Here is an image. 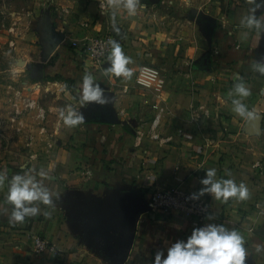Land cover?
<instances>
[{"label":"crops","instance_id":"0c3cea01","mask_svg":"<svg viewBox=\"0 0 264 264\" xmlns=\"http://www.w3.org/2000/svg\"><path fill=\"white\" fill-rule=\"evenodd\" d=\"M50 1L52 12L58 16L49 21L62 40L46 63L34 61V66L44 68L37 77L40 88L51 93L58 87L66 97L70 91L75 96L76 90L82 89L83 77L89 74L103 93L113 95L117 123L102 122L96 111L78 127L64 124L65 130L58 131L66 137L72 129L76 144L58 151L52 148L48 158L54 160L50 164L35 150L34 142L6 141V131L0 128V172L9 179L31 172L53 197V205L39 204L42 211L37 216L10 223L7 182L0 185V264H111L83 238L71 218L74 198L97 199L120 192L140 196L148 204L156 191L180 187L191 194L198 192L210 168L216 169L218 179H233L249 190V198L243 201L229 198L223 202L208 194L202 196L200 200L209 205L208 213L214 217L211 222L243 236L248 253L245 264H264V253L255 252L256 245L264 244V75L252 67L254 61L264 59V34L240 23L249 14V0H138L135 15L114 5L104 12L96 0ZM262 12L264 8L256 15ZM183 13L189 15L178 16ZM170 18L178 23L171 31ZM107 35L113 36L130 58L126 67L131 75L126 79L118 81L114 73L107 72L109 60L97 68L82 60L78 49H69L73 43L82 45ZM41 50L43 57L44 48ZM142 65H157L166 81L165 111L156 133L163 140L183 135L179 144L151 138L154 110L150 121L131 116L126 108L118 110L119 99L114 100L118 92L139 103L147 97L152 106L151 97L135 82ZM56 75L73 81L71 89H66L64 81H47V76ZM240 81L251 91L243 103L254 113L253 119L232 111L228 93ZM140 135L143 137L137 144ZM33 146L34 154L21 150ZM41 171L46 175H38ZM83 175L87 176L86 184ZM64 185L68 187L63 189ZM45 211L50 215L45 216ZM208 222L206 216L199 221L183 214L145 215L127 264H153L157 251L166 255L171 243L186 239L193 228ZM36 237L47 240L64 259L50 253L36 254Z\"/></svg>","mask_w":264,"mask_h":264},{"label":"clouds","instance_id":"9594fccd","mask_svg":"<svg viewBox=\"0 0 264 264\" xmlns=\"http://www.w3.org/2000/svg\"><path fill=\"white\" fill-rule=\"evenodd\" d=\"M249 4L251 5L249 14L242 17L240 23L249 30L264 34V12L256 15L258 10L264 8V0H249ZM137 5L138 0H116L114 7L123 8L129 15H135ZM112 15L114 18L116 13L113 12ZM113 26L118 32L119 29L115 28V21ZM110 43L111 52L108 57L110 67L107 72L114 73L116 76L129 77L131 72L126 65L130 63V58L125 56L118 42L113 40ZM252 67L254 71L264 75V59L254 61ZM250 95L251 91L243 81L235 83L228 93L232 111L242 118H254V113L243 103L244 98ZM81 99L95 101L99 104L106 103L103 90L99 84L94 83L93 77L89 74L82 79ZM60 116L68 126L77 125L83 120L82 116L71 106L66 114L62 110ZM38 175L43 177L46 174L41 171ZM5 182L8 186L6 200L12 206L9 216L10 223H23L26 217L37 216L42 211L39 204L53 205L50 190L31 172L13 175L11 179L5 173L0 172V185ZM200 183L202 187L198 192L192 193L189 199L199 200L205 194L223 202L228 201L229 198L241 201L249 198V190L244 183L237 184L233 179H218L214 168L206 171ZM43 214L50 215L47 211ZM206 219L210 222L193 228L186 239L171 243L166 249V255L164 251H157L153 264H245L248 253L243 236L235 229L211 222L214 217L210 213H207ZM255 252L264 253V244L256 245Z\"/></svg>","mask_w":264,"mask_h":264},{"label":"rangeland","instance_id":"374dc122","mask_svg":"<svg viewBox=\"0 0 264 264\" xmlns=\"http://www.w3.org/2000/svg\"><path fill=\"white\" fill-rule=\"evenodd\" d=\"M52 10H54V7L50 0H0V119L8 120L10 117L14 108L15 96H20L16 94L18 91L23 95V98L29 97L39 100V105L46 112V120L44 122L37 120L36 111L29 113L26 118L24 117L25 119L22 121L23 130L19 133V125L13 126L9 122L0 125V128H4L6 131V136L4 137L6 141L18 142L23 139L26 143L27 141L34 142L35 150L40 156L47 157L49 164L54 160L53 158H48L51 156L50 151H52V148L58 151L59 148L69 149L76 144L72 129H70V132L64 131L68 132L66 137L62 132L58 131L59 129L65 130L63 127L65 124L64 120L60 116L61 111L63 110L66 114L69 106H71L79 114L80 111L89 106L88 101L81 99L80 89L73 94L75 96H72V91H70L71 94L66 97L65 93L60 92L58 87H54L52 92L48 93L49 91L47 92L45 88H40L41 86H39L41 80H37V77L40 69L33 68L34 61L39 60L40 64L43 62V57L41 56L43 51L41 49L45 46L42 41L49 43L50 46L52 43V41H47L41 35L39 28L43 26L50 27V32L55 38V42L57 39H62L60 32H57L54 25L49 21L52 16H58ZM187 15L189 13H183L178 16L185 18ZM168 20L171 25L170 27L168 25L169 31L178 26V23L174 22L172 18ZM9 40L14 41L15 45L11 46ZM73 48L70 47L69 49ZM127 48L131 49V45ZM126 78L122 75L117 76L118 81ZM65 86L66 89L70 88L69 85ZM104 90H109V88H104ZM106 99L109 101L111 98L107 95ZM115 99H119L118 110L126 108L131 116L137 115L139 118L143 117L144 120L150 121L154 115L153 108L149 104L150 99L147 97L144 98L143 103H139L125 99L123 93L118 92ZM96 111L97 107H94L91 111L92 115H95ZM78 126L79 123L72 127ZM42 128H45L44 132ZM52 143H54L53 147L49 146ZM34 146L31 149L22 147L21 150H27L28 155H31V153L34 154ZM86 178L87 176L83 175L82 182L85 184L87 182ZM66 187L68 186H62L63 189H66ZM87 190L89 189L87 188Z\"/></svg>","mask_w":264,"mask_h":264},{"label":"built area","instance_id":"2783aa9c","mask_svg":"<svg viewBox=\"0 0 264 264\" xmlns=\"http://www.w3.org/2000/svg\"><path fill=\"white\" fill-rule=\"evenodd\" d=\"M102 11H106L110 6L116 3V0H96ZM115 38L111 35L98 36L95 39H89L86 43L79 45L73 43V47L78 49L79 57L83 60L90 61L91 64L97 68L103 67V65L109 60V54L111 52V41ZM116 41V40H115ZM10 45H15L14 41H10ZM136 85L139 89L143 90L148 94L152 101V108L156 112L155 118L151 123V138L158 140L161 143L176 142L181 143L183 135H178L172 138L163 140L161 136L156 133L163 120L164 103L166 101V81L162 75L159 67L154 65H142L136 75ZM15 96V103L13 111L11 112L8 120H1L0 125L11 123L13 126L19 125L18 133L23 130L22 121L26 118L29 113L36 111L37 120L44 122L46 120V112L39 105L37 100L29 97L23 98V95L18 91ZM19 98V99H18ZM25 117V118H24ZM45 131V128H42ZM143 135L137 138V144H140ZM177 137V138H176ZM191 193L181 189L180 187L171 188L166 191H156L148 201L149 207L152 212H163L170 216L172 214H183L187 217H195L201 221L209 211V205L202 200H191L189 199ZM34 252L36 254L50 253L55 258L63 260L64 254L58 251L52 246L47 240L40 237L34 239Z\"/></svg>","mask_w":264,"mask_h":264},{"label":"water","instance_id":"95a60500","mask_svg":"<svg viewBox=\"0 0 264 264\" xmlns=\"http://www.w3.org/2000/svg\"><path fill=\"white\" fill-rule=\"evenodd\" d=\"M160 0H157L159 3ZM62 39L53 44L42 41L44 47L43 62L46 63L58 48ZM264 49V44H263ZM34 69L44 70L43 65ZM108 93H103L106 103L89 102V106L79 115L82 122L88 117L93 118L92 109L97 107L100 120L108 124H115L116 116L113 109V95L106 99ZM100 107H102L100 109ZM71 218L81 229L83 238L91 243L111 264H127L132 255L139 225L143 217L152 209L140 196L130 193L110 192L97 199H86L81 196L72 200Z\"/></svg>","mask_w":264,"mask_h":264},{"label":"flooded vegetation","instance_id":"af4514ba","mask_svg":"<svg viewBox=\"0 0 264 264\" xmlns=\"http://www.w3.org/2000/svg\"><path fill=\"white\" fill-rule=\"evenodd\" d=\"M40 30V33H41V35H43L46 39H47V41H54V37L52 36V34H51V32H50V27H48V26H43V27H40L39 28ZM39 75H41V74H39Z\"/></svg>","mask_w":264,"mask_h":264},{"label":"trees","instance_id":"16d2710c","mask_svg":"<svg viewBox=\"0 0 264 264\" xmlns=\"http://www.w3.org/2000/svg\"><path fill=\"white\" fill-rule=\"evenodd\" d=\"M47 81H64L66 82L68 85H70V89H71V85L74 84L73 81L70 80H65L62 76L56 75L55 78L47 76L46 77Z\"/></svg>","mask_w":264,"mask_h":264}]
</instances>
